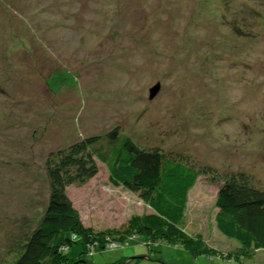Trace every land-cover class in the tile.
<instances>
[{
    "label": "rangeland",
    "instance_id": "rangeland-1",
    "mask_svg": "<svg viewBox=\"0 0 264 264\" xmlns=\"http://www.w3.org/2000/svg\"><path fill=\"white\" fill-rule=\"evenodd\" d=\"M115 129L215 177L247 170L264 188V0H0V264L19 263L43 213L48 155ZM98 166L67 189L85 226L103 233L152 213ZM209 180L190 191L180 232L233 257L132 237L89 263L264 264V249L218 230Z\"/></svg>",
    "mask_w": 264,
    "mask_h": 264
},
{
    "label": "trees",
    "instance_id": "trees-1",
    "mask_svg": "<svg viewBox=\"0 0 264 264\" xmlns=\"http://www.w3.org/2000/svg\"><path fill=\"white\" fill-rule=\"evenodd\" d=\"M120 130L84 139L48 155L44 210L37 226L27 234L18 264H90L88 258L94 250L127 245L132 237L143 238L146 245H157V241L180 245L194 255L233 257L208 247L201 236L189 240L180 232L190 191L202 176L220 184L215 217L218 230L236 240L240 248L264 249V188L256 184L251 173L240 170L225 176L217 174V178L215 168L197 165L190 154L145 146ZM99 161L106 166L111 185L139 193L149 202L152 213L133 216L120 229L103 233L85 226L67 189L95 178ZM78 242L81 252L78 257H69L68 252ZM142 259L121 258L110 264L138 263Z\"/></svg>",
    "mask_w": 264,
    "mask_h": 264
},
{
    "label": "water",
    "instance_id": "water-1",
    "mask_svg": "<svg viewBox=\"0 0 264 264\" xmlns=\"http://www.w3.org/2000/svg\"><path fill=\"white\" fill-rule=\"evenodd\" d=\"M160 90V84H157L153 89L150 91V98L153 99Z\"/></svg>",
    "mask_w": 264,
    "mask_h": 264
}]
</instances>
